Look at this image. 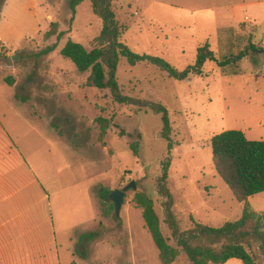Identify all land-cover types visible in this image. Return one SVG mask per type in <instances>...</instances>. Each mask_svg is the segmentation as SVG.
<instances>
[{
	"label": "rangeland",
	"instance_id": "1",
	"mask_svg": "<svg viewBox=\"0 0 264 264\" xmlns=\"http://www.w3.org/2000/svg\"><path fill=\"white\" fill-rule=\"evenodd\" d=\"M113 10L125 27L121 40L131 50L161 57L178 70L193 65L197 49L206 44L218 60L237 55L249 44L264 48V0H121L113 2ZM102 26L90 0H84L74 16L66 0H0V31H5L0 48L9 45L0 51V59L13 61L12 67L0 64L4 82L14 81L12 86L5 83V97L13 90L15 99L50 120L65 142L79 149L65 145L68 154L59 151L58 157L63 154L67 163H80L90 176L99 173L98 181L111 191L135 182L136 188L125 194L120 215L110 211L101 221L98 248L94 243L76 245L70 264H134L135 258L137 264H162L135 195L153 198L162 232L173 247L156 189L165 160L170 162L168 186L181 230H190L193 221L220 227L241 218L243 204L214 168L211 138L239 130L252 141L264 139V54L250 53L238 74L223 72L209 61L202 76L182 82L146 63H119L117 79L124 95L159 102L167 109L173 145L169 150L161 135L162 114L117 104L109 90L87 87L89 74H80L60 55L69 39L91 50ZM53 45V52L41 55ZM97 117L110 122L105 137L100 136ZM34 255L27 253L25 259ZM173 264L190 262L181 253Z\"/></svg>",
	"mask_w": 264,
	"mask_h": 264
},
{
	"label": "trees",
	"instance_id": "2",
	"mask_svg": "<svg viewBox=\"0 0 264 264\" xmlns=\"http://www.w3.org/2000/svg\"><path fill=\"white\" fill-rule=\"evenodd\" d=\"M114 1L121 0H90L93 14L103 22L101 33L95 39L92 49L88 50L82 44L69 39L62 47L60 55L70 60L80 74H89L85 82L87 87L109 90L117 104L135 106L140 112L151 110L162 114L164 127L161 135L168 141L171 150V124L167 109L159 102L124 95L117 79L119 63L122 60H126L130 66L146 63L182 82L191 76H202L203 67L209 61L216 62L219 68L226 70L223 72L238 74L241 61L250 53L264 54V48L249 44L237 55L231 54L218 60L206 44L197 49L193 65L178 70L161 57L134 52L121 40L125 27L116 18ZM83 2L84 0H66L73 16ZM61 36L62 33H59L57 38L60 39ZM56 47L53 45L43 50L41 55L53 52ZM5 83L12 86L14 81L6 78ZM96 123L100 136L105 137L110 128L109 120L97 117ZM211 147L217 174L229 187L234 199L243 204L241 218L238 221L225 222L220 227L193 221L190 230H181L173 211L174 198L168 186L170 162L163 161L162 176L157 180L156 189L162 198L165 223L172 232L176 247L170 245L162 232L153 198L146 193L135 195V202L142 211L145 227L159 252L160 261L162 264H173L184 253L190 264H225L231 259L240 260L242 264H264V214L255 211L249 204V198L264 193V141H252L242 131L229 130L214 135L211 138ZM131 149L137 152L133 144ZM111 193L109 188L99 187V208L103 218L110 211L115 212L114 204L110 200ZM96 237L98 232L84 235L89 240Z\"/></svg>",
	"mask_w": 264,
	"mask_h": 264
},
{
	"label": "crops",
	"instance_id": "3",
	"mask_svg": "<svg viewBox=\"0 0 264 264\" xmlns=\"http://www.w3.org/2000/svg\"><path fill=\"white\" fill-rule=\"evenodd\" d=\"M0 32L2 37L5 31ZM28 106L13 90L5 97V82L0 84V264H70L76 245H100L99 233L93 240L84 235L101 226L97 190L106 185L98 181L99 173L90 176L80 163L58 157L60 150L68 154V145L80 151ZM249 204L264 214V193L249 198ZM27 253H35L30 261Z\"/></svg>",
	"mask_w": 264,
	"mask_h": 264
},
{
	"label": "water",
	"instance_id": "4",
	"mask_svg": "<svg viewBox=\"0 0 264 264\" xmlns=\"http://www.w3.org/2000/svg\"><path fill=\"white\" fill-rule=\"evenodd\" d=\"M0 64H2L5 67H12L13 66V61L12 58H5V59H0ZM136 185L135 182H131L128 186H126L123 190H113L111 195H110V200L114 204L115 207V215L119 216L121 213V209L124 203V197L126 192L129 189H135Z\"/></svg>",
	"mask_w": 264,
	"mask_h": 264
}]
</instances>
